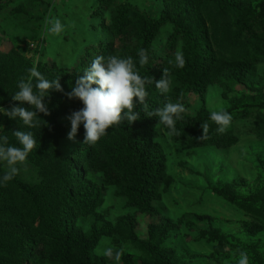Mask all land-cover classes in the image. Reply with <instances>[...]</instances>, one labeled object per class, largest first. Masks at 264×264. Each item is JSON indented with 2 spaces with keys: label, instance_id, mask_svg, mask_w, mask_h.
I'll return each mask as SVG.
<instances>
[{
  "label": "trees",
  "instance_id": "obj_1",
  "mask_svg": "<svg viewBox=\"0 0 264 264\" xmlns=\"http://www.w3.org/2000/svg\"><path fill=\"white\" fill-rule=\"evenodd\" d=\"M164 1L166 10L159 18L142 15L125 2L120 4L109 14V36L87 55L88 59L114 55L109 42L120 39L118 55L133 57L142 76L159 80L163 69L167 68L171 80H179L186 86V92L199 96L200 109L195 116L177 120L180 135L171 138L183 142L188 149L233 147L239 141L233 123L235 118L225 133H218L217 126L209 119L205 92L220 73L228 74V80L223 83L226 93H240L238 88L246 83L249 67L264 62V6L259 8L262 12L253 14L234 0ZM3 6L4 9L0 5V14L7 11L5 4ZM189 19L193 22L189 23ZM169 25L172 32L166 51L158 54V49L153 48L154 40ZM211 33L221 43L218 49L210 45ZM140 49H145L148 55V64L143 67L139 65ZM177 50L183 53V68L175 66ZM22 62V68L17 71L7 57L0 54V107L31 108L11 98L18 91L20 79L29 76L32 62L26 58ZM32 83L35 85V78ZM148 86L156 89L155 83ZM158 92L153 91V98L150 93L146 98L150 111L169 102ZM45 103L49 111L60 114L53 106L56 101L49 95ZM61 106L63 114H68L81 109L83 104L78 99L65 97ZM136 110L140 112L139 120L130 125L125 121L109 129L95 145H84L82 128V144L67 155L59 150L65 129L55 116L39 113L38 128H28L19 119L0 117L2 134L9 137L10 143L19 146L12 132L22 130L31 131L37 141L27 158L37 172L34 177L23 180L18 174L5 183L3 175L7 169L0 162V264H98L93 251L102 238L115 234L125 241H137L134 228L127 220L120 219L113 224L99 213L104 204L103 193L110 186L122 191L130 208L143 213L152 211L159 180L165 172L163 151L150 135L159 119L147 117L138 100ZM204 122L209 124V131L207 139H200ZM223 197L241 206L249 203V198L234 192H225ZM89 218L92 219L89 229H81L80 224ZM157 233L151 232V238ZM213 237L216 240V235ZM139 246L141 264H166L157 246L143 242ZM173 254L170 253L167 264H176Z\"/></svg>",
  "mask_w": 264,
  "mask_h": 264
},
{
  "label": "rangeland",
  "instance_id": "obj_2",
  "mask_svg": "<svg viewBox=\"0 0 264 264\" xmlns=\"http://www.w3.org/2000/svg\"><path fill=\"white\" fill-rule=\"evenodd\" d=\"M234 1L253 14L262 12L259 8L264 6V0ZM123 2L142 15L155 18L166 10L164 0H0L7 10L0 14V54L17 71L26 58L32 62L31 68L35 66L46 79H60L63 92L52 90L49 94L60 114L52 110L46 116H55L65 129L59 146L64 155L82 144L83 124L75 140H69L71 124L66 117L72 112L63 114L61 101L90 66L93 58L88 59L87 55L109 36V14ZM52 17L59 18L65 26L59 36L45 30L46 19ZM171 32L169 25L154 40L153 48L158 49V54L166 51ZM214 36V33L209 36L210 45L218 49L221 43ZM120 43V39L109 42L114 55L119 54ZM226 76L217 74L206 89L205 102L210 112L223 108L232 114L238 143L230 148L188 149L156 123L150 135L163 151L165 172L160 177L152 211L143 213L130 208L121 190L107 187L104 204L99 209L101 217L113 224L127 220L137 241H125L115 234L104 237L107 239L93 251L98 264H141L140 242L157 246L166 264L171 252L176 256V264H238L241 251L247 253L249 264H264V132H258L264 128V62L249 67L246 83L238 88L240 93H226L223 87L228 80ZM146 88L152 98V92L158 91L148 85ZM185 88L182 82L173 79L170 92L164 94L166 101L185 106L186 112L179 120L195 116L200 109L199 96L186 92ZM3 166L7 169L5 162ZM17 167L23 180L37 174L27 161ZM225 192L249 198V203L241 206L225 200ZM91 221L89 218L82 222L80 228L89 229ZM153 231L158 232L155 238L150 236ZM108 246L122 251L119 262L98 253V249L102 253Z\"/></svg>",
  "mask_w": 264,
  "mask_h": 264
},
{
  "label": "clouds",
  "instance_id": "obj_3",
  "mask_svg": "<svg viewBox=\"0 0 264 264\" xmlns=\"http://www.w3.org/2000/svg\"><path fill=\"white\" fill-rule=\"evenodd\" d=\"M45 30L47 33L59 36L65 30V26L59 18L52 17L46 19ZM138 56L141 67L148 64V55L145 49H140ZM175 66L178 68L185 66V59L180 50H177L175 54ZM28 71L29 76L27 79H20L18 91L11 98L21 104L26 103L31 108L13 106L11 109H5L0 107V113L13 120L19 119L28 128H38L40 126L38 114L50 115L45 97L52 90L63 92V88L60 79H46L35 66ZM33 78L36 80L35 85L32 83ZM153 83L162 95L169 93L172 85L169 70L164 68L162 78L155 80L153 77L142 76L131 56L95 57L90 66L83 71V75L78 76L71 91L65 93L69 99H78L83 104L81 109L66 117L71 124L67 138L75 140L79 127L83 124L84 145L97 144L102 137L108 134L109 129L117 127L125 121L130 125L141 118L140 112L136 110L137 100L147 117H158L157 127L164 126L168 129L169 136H179L176 122L182 118L186 108L182 103L169 101L163 107L150 111L146 103V98L149 95L146 86ZM209 119L217 126V132L223 134L231 126L233 116L221 108L211 111ZM201 128L203 135L199 138L207 139L209 124L204 122L201 124ZM12 133L19 146L10 143L7 135L0 134V162H5L7 165V170L3 175L5 183L19 174L20 169L17 165L26 163L29 154L37 145L31 131L22 130ZM106 239L102 238V243ZM98 253L116 262H119L122 256V251L115 250L112 246L104 248L102 253L98 249ZM238 264H249L246 252H240Z\"/></svg>",
  "mask_w": 264,
  "mask_h": 264
}]
</instances>
